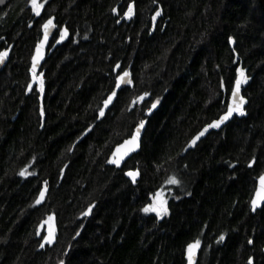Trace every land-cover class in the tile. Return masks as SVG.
Masks as SVG:
<instances>
[{"label":"trees","instance_id":"obj_1","mask_svg":"<svg viewBox=\"0 0 264 264\" xmlns=\"http://www.w3.org/2000/svg\"><path fill=\"white\" fill-rule=\"evenodd\" d=\"M38 2L40 15L30 0L0 11V52L12 47L0 73V264H188L196 240V264H264V206L251 207L264 172L260 1ZM49 19L57 32L34 77ZM237 69L243 114L192 143L226 112ZM125 71L133 87L105 106ZM141 121V149L117 169L112 154ZM158 193L167 212H145Z\"/></svg>","mask_w":264,"mask_h":264},{"label":"snow or ice","instance_id":"obj_2","mask_svg":"<svg viewBox=\"0 0 264 264\" xmlns=\"http://www.w3.org/2000/svg\"><path fill=\"white\" fill-rule=\"evenodd\" d=\"M31 5H32V10L36 13V15H40L41 9L44 7L43 3H39L38 0H30ZM4 0H0V4H3ZM132 14V6L129 5V10L127 13H125V15L131 16ZM44 29H45V40L47 39L48 36V31L50 28L54 27L53 21L51 19H49L44 25H43ZM67 33V29H64L61 38H63V35H66ZM231 41V38H229ZM43 46V41L41 42V45L38 46L37 49V56L34 58V65H33V76H36L35 73V64L39 62L40 59L43 58V53L40 51V48ZM7 56V52H0V62L3 61L4 57ZM238 71V76L235 82V87L232 90V95H233V103L228 105V109L227 112L222 115L218 120L213 121L211 124L206 125L205 129L198 134L197 137H195L192 141V143H195L196 139H199V136L204 135V133L209 129V128H213V127H220V125L226 121L232 114L233 112H239L240 114H243V108L242 105L245 102L244 97L239 95L240 92V85L244 82L247 81V76L244 74V70L243 69H237ZM129 75L128 72H124L123 76H118L117 80L118 83L116 85L117 88L120 87V83H122L124 81V77H127ZM128 83H131V81L129 80ZM40 90L43 91V80H40ZM116 92L113 91L112 94L108 97V99L104 102L105 106H107L113 99V97H115ZM237 97H238V102H237ZM142 99V98H141ZM158 103V101H157ZM153 107H155V104H153ZM101 115L104 114V110L101 109L100 112ZM143 121L140 122V125L137 127L136 130V134L132 135L130 140H126L124 142L123 145L118 146V152L119 149H124L123 152H119V157L115 160H113V163L119 164L120 160L123 158L124 155H127L128 152L132 151L133 148L138 147V135H139V130L140 127L143 126ZM127 146V147H126ZM130 177H132L133 181L135 182L136 176L138 175L137 172H128L127 173ZM21 175H26V172H24L23 170L21 171ZM260 181H261V187L257 192V196L256 198L253 200V204L255 205L257 203L258 200H264V176L260 177ZM169 183H173L176 184L178 183V181L173 177L171 178L169 181ZM44 198V192L41 191L40 193V198L37 200V203H40V201ZM155 199L158 201V204L156 205H148L146 206L143 210L145 212L148 211H155L157 212V214H161V213H166L167 212V208L164 206L165 205V201L162 199L161 194H157V196L155 197ZM91 210V207L89 208V211ZM88 213H82V215H87ZM49 219H51V217H49ZM223 236L220 237L221 240H223ZM48 242L51 243V234L49 235V237H47ZM249 243H252V241L250 240ZM200 241L196 240L193 244H189L188 245V250H189V261L191 264V260H192V256L195 254V250L196 248L199 247ZM61 264H63V262H61Z\"/></svg>","mask_w":264,"mask_h":264},{"label":"water","instance_id":"obj_3","mask_svg":"<svg viewBox=\"0 0 264 264\" xmlns=\"http://www.w3.org/2000/svg\"><path fill=\"white\" fill-rule=\"evenodd\" d=\"M260 1V4L262 5L263 9H264V0H259ZM12 2V0H4V3L3 4H0V11L5 8L8 4H10ZM57 32V25L54 24V27L50 28L49 31H48V36H47V39L45 40V31H44V34H43V37L41 39V41L39 42V44L37 45L36 49H35V52H34V55L32 57V70H33V65H34V58L37 56V49H38V46L41 45V42L43 41V46L40 48V51L43 53V58L39 60L38 63L35 64V73H38L41 71L45 61H46V58H47V54H48V50H49V47H50V44H51V41L53 40L55 34ZM5 52V51H4ZM7 52V56L4 57L3 61L0 62V73L2 71H4L5 67L7 66L9 60H10V57H11V53H12V47H10L8 50H6ZM120 76H123V74H121ZM131 81V83H128V81ZM117 83H118V80H117ZM117 85V84H116ZM128 87H133V75L129 73V75L127 77H124V81L122 83H120V87L119 88H115V92H116V95L115 97H113L112 101L108 104V105H112L114 103V101L116 100L119 92L124 89V88H128ZM234 87H235V84H234ZM239 95L240 96H243L244 97V100L245 102L243 103L242 105V108L243 110L245 109L246 107V98L243 94V83L240 85V92H239ZM237 102H238V97H237ZM233 103V95L231 93V96H230V99H229V104H232ZM228 109V107H227ZM227 112V110H226ZM225 112V113H226ZM224 113V114H225ZM223 114V115H224ZM239 114V112H233V114L226 120L224 121L220 127L218 128H223L225 127L227 124H229L237 115ZM146 128H147V121H144L143 123V126L140 127V130H139V135H138V147H135L133 148L132 151L128 152L127 155H124L123 158L120 160L119 164H116V163H113L112 161L117 159L119 157V152H123L124 149H119V152H118V146L120 145H123L124 142L126 140H130V138L126 139L125 141H123L120 145H118L113 154H112V157L110 159V163L112 166L116 167L117 169H121L123 168V166L126 164V162L131 159L135 154H137L140 149H141V145H142V139H143V136L145 134V131H146ZM216 128V127H214ZM137 130V128H136ZM136 130L134 131L133 135L136 134ZM127 147V146H126ZM261 176H264V172L261 174ZM260 176V177H261ZM260 177L258 178V181H257V187H256V190L254 192V195H253V198H252V201H251V207H252V211L253 212H256L258 210H261L264 206V200H258L257 203L254 205L253 204V200L256 198L257 196V192L258 190L260 189L261 187V181H260ZM196 260H197V254H194L192 256V260H191V264H196ZM190 264V261L189 263Z\"/></svg>","mask_w":264,"mask_h":264},{"label":"rangeland","instance_id":"obj_4","mask_svg":"<svg viewBox=\"0 0 264 264\" xmlns=\"http://www.w3.org/2000/svg\"><path fill=\"white\" fill-rule=\"evenodd\" d=\"M32 6V5H31ZM36 80V79H35ZM161 197H162V199L165 201V199H164V193H161ZM156 204H158V201L155 199V204L154 205H156ZM165 207H166V203H165V205H164ZM148 212H150V211H148Z\"/></svg>","mask_w":264,"mask_h":264},{"label":"bare ground","instance_id":"obj_5","mask_svg":"<svg viewBox=\"0 0 264 264\" xmlns=\"http://www.w3.org/2000/svg\"><path fill=\"white\" fill-rule=\"evenodd\" d=\"M244 111V110H243ZM240 114V113H239Z\"/></svg>","mask_w":264,"mask_h":264}]
</instances>
